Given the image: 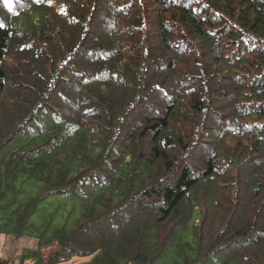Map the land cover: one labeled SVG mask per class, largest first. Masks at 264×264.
I'll use <instances>...</instances> for the list:
<instances>
[{"label":"trees","instance_id":"16d2710c","mask_svg":"<svg viewBox=\"0 0 264 264\" xmlns=\"http://www.w3.org/2000/svg\"><path fill=\"white\" fill-rule=\"evenodd\" d=\"M6 218L0 264H264V0H0Z\"/></svg>","mask_w":264,"mask_h":264},{"label":"rangeland","instance_id":"374dc122","mask_svg":"<svg viewBox=\"0 0 264 264\" xmlns=\"http://www.w3.org/2000/svg\"><path fill=\"white\" fill-rule=\"evenodd\" d=\"M15 227V221L10 220L9 218L0 219V257L8 258L12 253L17 256L23 253V250L25 248L35 247V243L37 242V239L35 237H25L24 239H16L13 234ZM44 253H46V251H44ZM74 259H79L80 261H82L88 258ZM10 264H19V259L15 258L13 260V263L11 262ZM27 264H37V261L30 259Z\"/></svg>","mask_w":264,"mask_h":264},{"label":"snow or ice","instance_id":"6c2138e0","mask_svg":"<svg viewBox=\"0 0 264 264\" xmlns=\"http://www.w3.org/2000/svg\"><path fill=\"white\" fill-rule=\"evenodd\" d=\"M37 2H40V0H37ZM52 0H49V4H51ZM5 4L11 9L12 7V0H5Z\"/></svg>","mask_w":264,"mask_h":264}]
</instances>
